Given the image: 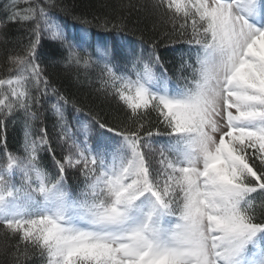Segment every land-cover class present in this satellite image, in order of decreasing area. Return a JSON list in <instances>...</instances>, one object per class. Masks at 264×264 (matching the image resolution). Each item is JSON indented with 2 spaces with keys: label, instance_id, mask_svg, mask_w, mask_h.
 <instances>
[{
  "label": "snow or ice",
  "instance_id": "6c2138e0",
  "mask_svg": "<svg viewBox=\"0 0 264 264\" xmlns=\"http://www.w3.org/2000/svg\"><path fill=\"white\" fill-rule=\"evenodd\" d=\"M19 2L0 22L29 26L0 78V129L17 113L26 128L22 154L0 143V233L16 264H264V0H153L187 45L174 89L126 35L72 26L69 40L57 0ZM45 36L65 67L99 68L96 91L122 118L88 113L72 131L66 109L83 110L39 62ZM49 95L59 158L46 127L31 131Z\"/></svg>",
  "mask_w": 264,
  "mask_h": 264
},
{
  "label": "trees",
  "instance_id": "16d2710c",
  "mask_svg": "<svg viewBox=\"0 0 264 264\" xmlns=\"http://www.w3.org/2000/svg\"><path fill=\"white\" fill-rule=\"evenodd\" d=\"M153 0H57L66 11L53 9L55 16L62 22L76 28H89L91 32H100L108 34L110 31L115 34L120 32L126 35L129 40L136 42L138 50L142 49L147 59L154 51L159 57L160 63L167 69L169 82L182 85V76L187 72L180 71L182 55L187 50V45L180 42L179 39L171 34V25L167 24L152 8ZM12 0H0V22L7 20L9 5ZM28 5L24 0H20L17 8L24 9ZM81 17L90 21V24H82L80 20L73 17ZM117 27H113V26ZM27 24L7 23L0 27V78H7V57L10 54L20 51L24 44L28 42ZM46 55H42L40 63L45 69V73L50 78L53 87L58 89L65 96L69 97L82 113H76L71 105L66 109V115L73 120L76 115L91 113L98 118H107L115 122L117 117L122 118L114 101L106 99L102 94L96 91L94 83L99 68L95 65L85 70L84 68L65 67L61 61L66 55L59 42L53 43L47 36L42 39V49ZM83 55V53H81ZM184 59H187L185 56ZM54 97L49 95L44 98V107L39 109V119L32 122V131L39 134L41 127L47 128V134L51 141V146L55 150L56 157L61 155V149L58 144L62 143L57 139L58 130L54 127L55 120L51 112L47 111L48 101ZM25 120L23 113H17L14 119L7 123L6 133L0 129V143H2L6 134L7 147L13 152L21 153L24 134ZM41 157L47 165L52 164V156L46 151L41 152ZM69 183L73 189L77 187V177L69 174ZM15 239L6 240L0 233V264H16L13 258V245ZM21 264H44L42 260L35 257H29Z\"/></svg>",
  "mask_w": 264,
  "mask_h": 264
},
{
  "label": "rangeland",
  "instance_id": "374dc122",
  "mask_svg": "<svg viewBox=\"0 0 264 264\" xmlns=\"http://www.w3.org/2000/svg\"><path fill=\"white\" fill-rule=\"evenodd\" d=\"M71 27L69 26V31L66 33L68 36V39L71 40Z\"/></svg>",
  "mask_w": 264,
  "mask_h": 264
}]
</instances>
